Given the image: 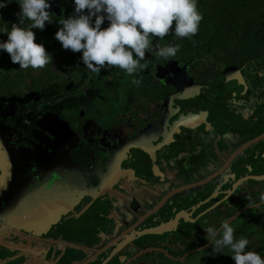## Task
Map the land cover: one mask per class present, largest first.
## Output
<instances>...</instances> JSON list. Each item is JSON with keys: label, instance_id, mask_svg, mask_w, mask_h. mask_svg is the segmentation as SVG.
I'll return each mask as SVG.
<instances>
[{"label": "flooded vegetation", "instance_id": "1", "mask_svg": "<svg viewBox=\"0 0 264 264\" xmlns=\"http://www.w3.org/2000/svg\"><path fill=\"white\" fill-rule=\"evenodd\" d=\"M197 7V34L155 38L181 49L131 77L62 48L73 0L33 29L53 63L0 50V264H235L206 238L224 219L264 255V136L246 144L264 134V0Z\"/></svg>", "mask_w": 264, "mask_h": 264}, {"label": "clouds", "instance_id": "2", "mask_svg": "<svg viewBox=\"0 0 264 264\" xmlns=\"http://www.w3.org/2000/svg\"><path fill=\"white\" fill-rule=\"evenodd\" d=\"M9 0H0V8ZM21 11L18 22L0 24V50L7 52L21 69H38L53 63L52 54L43 43L36 42L33 29L43 31L51 24V0H15ZM199 0H73L74 14L60 20L55 38L65 50L80 52L83 65L93 72L109 67L119 68L128 76H135L147 66L146 52L165 60L174 58L179 44L155 46V38L170 33L178 39L191 38L199 31L203 14ZM105 20L107 27H102ZM2 21V19H0ZM27 22V23H26ZM133 84L139 80L133 79ZM211 131V129H209ZM207 240L214 254H229L235 264H264V255L249 250V240L235 238L231 220L221 221L219 228L206 229ZM225 249L228 251L225 252Z\"/></svg>", "mask_w": 264, "mask_h": 264}, {"label": "water", "instance_id": "3", "mask_svg": "<svg viewBox=\"0 0 264 264\" xmlns=\"http://www.w3.org/2000/svg\"><path fill=\"white\" fill-rule=\"evenodd\" d=\"M263 136H264V134L259 135L258 137H256V138H254L253 140L249 141L248 144H251V143L257 141L258 139L262 138ZM263 179H264V177H261V178H255V180H263Z\"/></svg>", "mask_w": 264, "mask_h": 264}, {"label": "rangeland", "instance_id": "4", "mask_svg": "<svg viewBox=\"0 0 264 264\" xmlns=\"http://www.w3.org/2000/svg\"><path fill=\"white\" fill-rule=\"evenodd\" d=\"M250 183H252V182H250ZM252 229H250L251 231H252V233H259V231L260 230H262V226L261 227H255V228H253V227H251ZM256 236H259V235H256Z\"/></svg>", "mask_w": 264, "mask_h": 264}, {"label": "crops", "instance_id": "5", "mask_svg": "<svg viewBox=\"0 0 264 264\" xmlns=\"http://www.w3.org/2000/svg\"><path fill=\"white\" fill-rule=\"evenodd\" d=\"M254 143V142H253ZM246 144H248V142L246 143ZM250 145V144H249ZM247 146V145H246ZM246 146H244V148L246 147Z\"/></svg>", "mask_w": 264, "mask_h": 264}]
</instances>
